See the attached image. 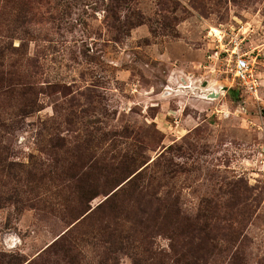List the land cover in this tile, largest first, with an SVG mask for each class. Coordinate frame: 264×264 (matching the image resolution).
Masks as SVG:
<instances>
[{
	"label": "rangeland",
	"instance_id": "rangeland-1",
	"mask_svg": "<svg viewBox=\"0 0 264 264\" xmlns=\"http://www.w3.org/2000/svg\"><path fill=\"white\" fill-rule=\"evenodd\" d=\"M0 264H264V0H0Z\"/></svg>",
	"mask_w": 264,
	"mask_h": 264
},
{
	"label": "built area",
	"instance_id": "built-area-1",
	"mask_svg": "<svg viewBox=\"0 0 264 264\" xmlns=\"http://www.w3.org/2000/svg\"><path fill=\"white\" fill-rule=\"evenodd\" d=\"M208 35L213 36L218 42L224 40L228 34L219 27H209ZM230 43H232L230 45ZM240 41L231 36L228 40V46L223 47L222 50L226 52L227 57L226 66L231 74L232 80L237 81L246 92L255 94L258 90L259 82L246 52H240ZM223 44H221L222 46ZM218 58V56H217Z\"/></svg>",
	"mask_w": 264,
	"mask_h": 264
},
{
	"label": "trees",
	"instance_id": "trees-1",
	"mask_svg": "<svg viewBox=\"0 0 264 264\" xmlns=\"http://www.w3.org/2000/svg\"><path fill=\"white\" fill-rule=\"evenodd\" d=\"M105 230L107 232L108 241H110L109 242V249H111L112 245L114 243V239H113L114 233L112 230H110V227H108V226L105 227Z\"/></svg>",
	"mask_w": 264,
	"mask_h": 264
}]
</instances>
